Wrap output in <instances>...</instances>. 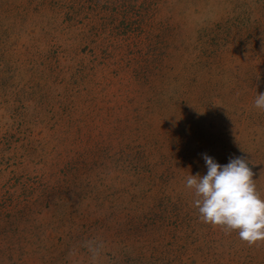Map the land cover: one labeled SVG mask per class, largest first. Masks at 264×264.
Masks as SVG:
<instances>
[{"label": "rangeland", "instance_id": "obj_1", "mask_svg": "<svg viewBox=\"0 0 264 264\" xmlns=\"http://www.w3.org/2000/svg\"><path fill=\"white\" fill-rule=\"evenodd\" d=\"M262 92L264 0H0V264H264L185 187L264 199Z\"/></svg>", "mask_w": 264, "mask_h": 264}, {"label": "clouds", "instance_id": "obj_2", "mask_svg": "<svg viewBox=\"0 0 264 264\" xmlns=\"http://www.w3.org/2000/svg\"><path fill=\"white\" fill-rule=\"evenodd\" d=\"M253 107L264 111V92L256 94ZM202 159L206 173L188 174L185 180V187L194 196L198 219L221 226L226 233L236 232L249 245L264 240V199L256 190L248 161L236 156L221 165L207 155ZM83 246L88 252L89 264H99L103 242L90 239Z\"/></svg>", "mask_w": 264, "mask_h": 264}, {"label": "trees", "instance_id": "obj_3", "mask_svg": "<svg viewBox=\"0 0 264 264\" xmlns=\"http://www.w3.org/2000/svg\"><path fill=\"white\" fill-rule=\"evenodd\" d=\"M47 202H48V201H47ZM17 214H18V212H17ZM0 216H1V218L6 217V216H5V213H1V211H0ZM1 220H2V219H1ZM17 220H18V219L16 218V219H15V223H14L15 226L17 225V223H16ZM1 254H2V257H1V263H2L3 260H4V258H5V254H6V253H5L4 250H1Z\"/></svg>", "mask_w": 264, "mask_h": 264}]
</instances>
